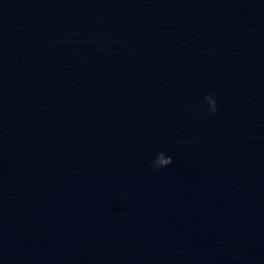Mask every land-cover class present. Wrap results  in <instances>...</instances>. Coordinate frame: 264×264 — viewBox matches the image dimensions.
<instances>
[{
	"label": "water",
	"instance_id": "water-1",
	"mask_svg": "<svg viewBox=\"0 0 264 264\" xmlns=\"http://www.w3.org/2000/svg\"><path fill=\"white\" fill-rule=\"evenodd\" d=\"M0 264H264V0H0Z\"/></svg>",
	"mask_w": 264,
	"mask_h": 264
},
{
	"label": "clouds",
	"instance_id": "clouds-1",
	"mask_svg": "<svg viewBox=\"0 0 264 264\" xmlns=\"http://www.w3.org/2000/svg\"><path fill=\"white\" fill-rule=\"evenodd\" d=\"M205 101H207L208 106L210 107L211 112H215L216 111V101L215 99L211 96H205L204 97ZM163 154L162 151H158L156 155H161ZM172 162V158L170 156H167V159L163 162L162 165H154L152 163V161H150V163L152 164L153 168H161V167H165L167 165H169Z\"/></svg>",
	"mask_w": 264,
	"mask_h": 264
}]
</instances>
